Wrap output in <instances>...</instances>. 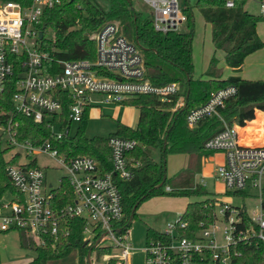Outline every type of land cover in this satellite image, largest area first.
Masks as SVG:
<instances>
[{"label":"built area","instance_id":"built-area-1","mask_svg":"<svg viewBox=\"0 0 264 264\" xmlns=\"http://www.w3.org/2000/svg\"><path fill=\"white\" fill-rule=\"evenodd\" d=\"M63 1L32 0L25 6L17 2L0 3V96L15 82L16 115L30 118L36 124L46 123L51 129L50 138L35 146L30 141L19 140V123L12 118L0 125L2 134L6 135V146L12 152L13 158L8 163L16 157L19 159L6 169L17 193L0 204V236L23 231L37 246L46 247L47 239L57 241L68 235L65 224L69 220L81 219L86 242L106 243L102 247L118 251L112 256L117 264H133L135 248L130 242L129 230L122 232L124 206L119 183L130 179L133 169L139 165L130 154L140 143L109 136L113 168L108 171L100 170L97 161L88 155L65 157L54 143L73 138L77 133L72 131L73 126H79L85 113H90L93 107L120 106L131 98L145 95L167 102L179 95L180 86H157L149 80L140 48L124 35L118 23H107L94 35V59L54 61L41 51L36 26L46 9L60 6ZM142 1L153 10L157 32H180L187 22L181 0ZM226 5L232 8L234 1L228 0ZM261 14L264 16V3H261ZM237 91L235 86H229L217 92L207 104L188 113L187 125L195 128L203 120L214 117L223 122L224 129L205 144L207 151L224 156V162L217 167L216 179L223 182L226 192L256 190L261 201L264 145L242 144L238 126H230L221 115L226 102ZM66 103L69 110L63 119ZM183 107L185 99L180 97L174 110ZM39 154L58 161V169L63 170L58 186L47 182L46 172L33 157ZM32 163L36 166L31 167ZM62 200L65 203L59 206ZM215 204V221L209 225L200 223L193 238L181 235L180 230L187 227L181 214L162 232L168 241L147 240L142 249L144 264H232L231 248L239 242L264 244L262 205L256 216H250V228L242 231L240 209L220 199ZM222 229L221 244L218 233Z\"/></svg>","mask_w":264,"mask_h":264},{"label":"trees","instance_id":"trees-1","mask_svg":"<svg viewBox=\"0 0 264 264\" xmlns=\"http://www.w3.org/2000/svg\"><path fill=\"white\" fill-rule=\"evenodd\" d=\"M108 3V10L103 9L97 0H64L60 6L46 9L37 24L43 38L38 39L41 51L47 53L54 61L94 59L96 44L90 39L98 32L106 21H115L120 25L124 35L140 48L149 80L157 85L178 84L180 93L162 102L156 96H138L124 102L139 111V121L136 128L119 124L116 136L137 140L140 145L130 154V158L139 165L133 169V176L120 181L123 194L124 219L123 231L130 229L137 218V210L141 203L154 196L171 194L192 195L203 192V189L193 187L191 181L194 173L189 172L183 182H179L177 173L174 181L176 188L166 191L167 156L192 155L198 158L206 157L214 152L205 149L206 142L224 129L223 122L217 118H208L200 122L195 128L187 125L188 113L207 104L220 90L229 86L237 88V94L226 102L221 110L224 120L230 125L245 127L247 122L257 118L258 112H264V80H245L239 76L225 78L219 58L214 55L206 72L207 78H195L193 63V40L195 34L194 9L202 15L204 21L211 25L212 42L216 52L225 54V63L234 72H240L245 60L250 55L264 48L258 34V25L264 22V16L254 15L247 11L249 0H233L234 6L227 7L228 0H198L195 6L189 3L183 8L187 17V31L163 34L154 28L153 17L144 18L143 14L134 10L131 0H104ZM264 3V0H256ZM30 5L32 0H0ZM51 34L53 35L52 37ZM13 82L0 96V125L6 124L12 118L19 123L18 138L20 141H30L35 146H41L50 138L51 129L45 124H36L30 118L16 115L13 95L16 84ZM187 95H189L187 97ZM66 97V96H65ZM180 97L185 99V107L174 110ZM67 102H69L67 100ZM69 106L65 104L63 119L67 118ZM89 112L84 115L73 138L54 143L60 153L67 158L79 155L93 157L100 166V170H112L111 150L108 139L101 137L88 138L85 129ZM112 136V135H111ZM0 136V204L6 193H17L16 187L7 175L10 164L4 155L9 150ZM4 144V145H3ZM5 146V147H4ZM161 152L162 161L157 162L147 149ZM36 166L35 163L30 165ZM166 177V178H165ZM187 182L186 184H183ZM246 192L227 191L226 196ZM70 200V199H69ZM72 200V199H71ZM216 199L190 202L186 205L181 219L187 223L186 229H181L183 237L193 238L200 228V223L212 224L215 221ZM65 202L59 204L63 205ZM137 206L133 220L131 216ZM261 205L264 208V187L261 194ZM240 209L241 224L239 229L246 231L252 222L246 207ZM68 235L61 236L57 241L47 239L46 247L37 246L34 241L20 231V245L22 249H32L37 253L30 264H88L87 254L95 243L84 240V223L81 219H71L65 224ZM147 240L168 241V237L157 230L147 231ZM55 244L53 247L52 245ZM111 248L96 246L98 259L108 253ZM92 252V254H93ZM232 264H264V244L253 241L239 242L231 248ZM108 264H116L109 260Z\"/></svg>","mask_w":264,"mask_h":264},{"label":"rangeland","instance_id":"rangeland-1","mask_svg":"<svg viewBox=\"0 0 264 264\" xmlns=\"http://www.w3.org/2000/svg\"><path fill=\"white\" fill-rule=\"evenodd\" d=\"M198 0H181V6L184 8L187 3L191 6H195ZM134 10L143 14L144 18H148L153 14V10L147 6L142 0H131ZM97 3L105 10H108V3L104 0H97ZM248 12L262 16L261 3L256 0H249L246 6ZM195 19V34L193 40V63L195 66V75L197 77L207 78L206 72L209 69L210 62L215 55V48L212 42V30L211 25L207 24L202 15L197 9H194ZM106 23H116L115 21H106ZM181 31H187V25L182 26ZM93 33L90 37L93 40ZM259 37L264 41V22L258 25ZM53 35L51 34L50 37ZM94 41V40H93ZM258 54H264V48L258 51ZM254 59L248 60L244 67V74L249 73L250 70H257ZM230 73V69H227ZM264 71V69H261ZM241 74V72H240ZM225 77L229 74L223 73ZM231 75V74H230ZM246 79H254L253 81L264 80V72L262 74H249L244 75ZM139 121V111L132 105H100V107H93L90 110L87 125L85 129V136L88 138L101 137L108 139L109 136L116 134L119 124L136 128ZM78 126H73V132L77 131ZM0 136H3L6 141V135L2 134V128L0 126ZM5 143V142H4ZM4 145V144H3ZM5 147V146H4ZM147 152L157 161H162V155L159 150L148 148ZM12 152L7 150L4 155V159L8 162L12 159ZM34 159L37 160L38 165L46 172L47 182L53 183L55 186L59 184V177L63 175V170L58 169L59 163L56 159H53L47 155L39 154L34 155ZM192 162L189 166V159L184 155L167 156V187L176 188V181L174 178L180 171L179 182H183L186 179V175L189 172L194 173V178L191 181L193 187H200L203 189L202 193L192 195H178V194H165L154 196L143 201L137 210V218L132 222L129 229L130 242L135 248L132 256L133 264H144L145 255L142 249L146 247L147 243V231L154 229L160 232L166 230L169 223L175 222L177 218L183 214L186 205L190 202L203 201L206 199H220L222 201H229L236 207H246L250 216H256L257 211L260 208L261 201L259 193L256 190L247 191L243 194H232L226 196V188L222 181L216 179L217 163L219 158L215 161L203 164V168L198 167V157L192 156ZM12 161H16L14 158ZM184 182L183 184H186ZM169 192V191H168ZM15 193H6L3 201L7 202L13 198ZM221 225V224H220ZM223 226V225H221ZM223 229L218 233L219 242L223 243ZM95 243V242H94ZM96 244V243H95ZM94 244V246H95ZM106 243H101V246H105ZM93 246V247H94ZM94 249V248H92ZM93 252V251H92ZM118 251L111 249L108 253L102 254L98 259V251L93 252L91 260L93 264H108L109 260H113L116 264V259H113V255H117ZM37 253L32 249H22L20 245V233L19 231H12L0 236V264H30ZM88 260V254L86 262ZM50 264V263H48Z\"/></svg>","mask_w":264,"mask_h":264},{"label":"crops","instance_id":"crops-1","mask_svg":"<svg viewBox=\"0 0 264 264\" xmlns=\"http://www.w3.org/2000/svg\"><path fill=\"white\" fill-rule=\"evenodd\" d=\"M212 30V28H211ZM258 30V28H257ZM259 34V33H258ZM215 48V47H214ZM259 52H256L249 57L246 58L245 63L243 65V68L240 72H234L232 69H230L227 64L225 63V54L223 52H216L215 50V55L219 58L220 60V67L223 68V72L225 71V74H229V76L225 77L228 78L230 76H239L242 79L245 80H254V79H246L244 75H251V74H262L264 72L261 69H264V54H258ZM251 59H254V64H256L257 70H250L249 73L244 74V67L245 64L248 60L251 61ZM227 69H230V73L228 72ZM231 74V75H230ZM195 78H200L195 75ZM238 132H239V139L242 144L249 145V146H262L264 145V112H258L257 113V118L253 121L247 122V125L245 127H240L238 126ZM187 156L189 159V164L185 165V169L187 166L190 165L192 162V155H184ZM219 158V161L217 163V166L222 164L224 162V156L221 153H213L209 156L198 158V167L200 166L203 168V164H208V162L215 161L216 159ZM181 171V170H180ZM179 171V172H180ZM178 172V173H179Z\"/></svg>","mask_w":264,"mask_h":264},{"label":"water","instance_id":"water-1","mask_svg":"<svg viewBox=\"0 0 264 264\" xmlns=\"http://www.w3.org/2000/svg\"><path fill=\"white\" fill-rule=\"evenodd\" d=\"M72 1H74V0H72ZM39 38H40V39L43 38V32H40V34H39ZM188 96H189V95H187V97H188ZM165 178H166V177H165ZM137 206H138V205H136V206L134 207V209H133V213H132V216H131V221L133 220V217H134V214H135V211H136ZM99 243H100V241H98V242L95 244V246H94L93 248H95ZM92 251H93V249H91V250L89 251V253H88V264H93V263H92V260H91Z\"/></svg>","mask_w":264,"mask_h":264}]
</instances>
